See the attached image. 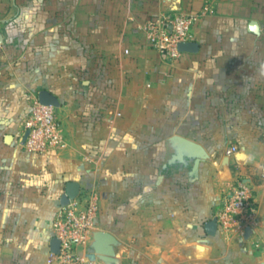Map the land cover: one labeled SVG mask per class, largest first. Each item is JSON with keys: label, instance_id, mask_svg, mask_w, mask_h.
<instances>
[{"label": "crops", "instance_id": "1", "mask_svg": "<svg viewBox=\"0 0 264 264\" xmlns=\"http://www.w3.org/2000/svg\"><path fill=\"white\" fill-rule=\"evenodd\" d=\"M205 4L196 50L174 61L135 29ZM40 89L59 101L65 143L37 153L22 119ZM237 173L258 222L210 235ZM68 181L99 198L83 264H264V0H0V264H48ZM95 231L114 239L103 259Z\"/></svg>", "mask_w": 264, "mask_h": 264}, {"label": "built area", "instance_id": "2", "mask_svg": "<svg viewBox=\"0 0 264 264\" xmlns=\"http://www.w3.org/2000/svg\"><path fill=\"white\" fill-rule=\"evenodd\" d=\"M212 11L205 4L198 13L165 12L147 17L135 24L146 45L156 50L164 59L174 61L180 54L178 43L193 40L192 27L202 16ZM22 142L25 150L44 152L64 145L60 121L55 106L41 104L34 98L22 119ZM237 151L235 145L226 148L225 154ZM258 205L252 184L236 174L222 193L215 208L216 231L222 234H243L246 228L258 222ZM99 213L96 191L78 194L67 203L59 205L52 216L51 230L59 241L57 253L49 252L48 264H83L79 253L93 230Z\"/></svg>", "mask_w": 264, "mask_h": 264}, {"label": "water", "instance_id": "3", "mask_svg": "<svg viewBox=\"0 0 264 264\" xmlns=\"http://www.w3.org/2000/svg\"><path fill=\"white\" fill-rule=\"evenodd\" d=\"M197 43L195 41H185L178 43V49L179 51L183 50H196ZM37 100L41 104H49L52 106H58L59 101L57 97L49 92L46 89H40L37 92ZM27 134V131L24 132L22 141H24V138ZM174 140L176 141V144L183 147L187 152H189L191 155H200L202 154V148L192 141L185 139L183 137H175ZM79 192V185L76 181H68L65 185L64 192L60 195L59 203L60 205H63L67 203L70 199L76 197ZM204 228L206 233L213 235L216 231V222L215 218L209 219L205 222ZM249 231V228L245 229V233ZM93 241L90 244L93 251L97 253L100 258H104L103 255L110 254L111 251L106 249V245H110L114 242V239L112 235H110L107 232L103 231H95L92 233ZM50 251L53 253H57L59 249V241L56 237H52L50 241Z\"/></svg>", "mask_w": 264, "mask_h": 264}]
</instances>
